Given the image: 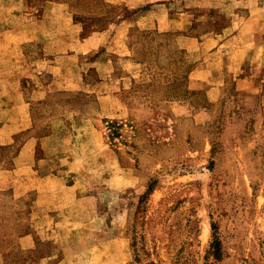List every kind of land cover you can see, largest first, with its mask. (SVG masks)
<instances>
[{
    "label": "rangeland",
    "instance_id": "374dc122",
    "mask_svg": "<svg viewBox=\"0 0 264 264\" xmlns=\"http://www.w3.org/2000/svg\"><path fill=\"white\" fill-rule=\"evenodd\" d=\"M43 1H22L27 20ZM170 7L192 14L184 33L202 44L133 29L110 86L88 69L95 91H49L43 60L32 126L0 130V264H264V0ZM70 11L79 45L129 13L121 0H71ZM25 45L29 61L37 47ZM106 89L115 100L83 110ZM28 138L34 166L18 170Z\"/></svg>",
    "mask_w": 264,
    "mask_h": 264
},
{
    "label": "crops",
    "instance_id": "0c3cea01",
    "mask_svg": "<svg viewBox=\"0 0 264 264\" xmlns=\"http://www.w3.org/2000/svg\"><path fill=\"white\" fill-rule=\"evenodd\" d=\"M22 1L14 0V6L10 7L8 2V6L4 7L6 13L3 15V31L0 35L5 40L2 47L0 46V94L3 104L9 106L3 107L0 112L6 117H3L4 120L0 123V130L9 131L8 134L32 126V116L28 105L31 99L36 98V93L41 86L39 75L43 73L41 71L44 69L42 65L44 59L49 61L44 70L48 78L43 83L47 90L80 89L85 93H91L102 83L95 81L88 83L84 79V72L94 69L104 74V85L110 86L109 75L116 64L131 61L125 54L128 48L126 40L133 29H156L158 32L172 34L182 44L189 43L194 45V48L202 44L201 38L205 35L184 33L192 19V14L185 10V6L183 7L185 9L180 12L173 10L170 7L172 0H121L129 13L116 18L106 29L88 33L81 38L82 44L79 45L76 36L81 32L82 25L72 18L71 0H44L40 4L41 14L29 20L26 19ZM219 34L209 35L219 40ZM223 37L225 38L222 42H216L211 46L214 47L211 52L218 50V47L231 36ZM28 41L37 47L29 61L25 48V43ZM83 51L87 56L82 58ZM29 71L33 72V76L30 77L33 79H28ZM116 97L113 91L106 89L98 92L90 101L83 104L82 108L98 111L102 108V103L106 108L105 103L115 100ZM10 113L15 114L13 118ZM49 135L51 134L40 139ZM36 144L35 138H28L22 142L18 154L29 157V160L22 162L17 167L18 170L26 171L28 167L34 166L30 160V151L34 150ZM25 237L29 238L27 235ZM49 258L50 256L40 258V264H47Z\"/></svg>",
    "mask_w": 264,
    "mask_h": 264
},
{
    "label": "trees",
    "instance_id": "16d2710c",
    "mask_svg": "<svg viewBox=\"0 0 264 264\" xmlns=\"http://www.w3.org/2000/svg\"><path fill=\"white\" fill-rule=\"evenodd\" d=\"M210 250L212 254L216 257L215 254L218 252V245L215 237H213V240L210 242Z\"/></svg>",
    "mask_w": 264,
    "mask_h": 264
}]
</instances>
